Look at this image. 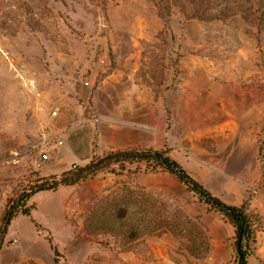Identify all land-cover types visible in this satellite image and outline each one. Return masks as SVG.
Segmentation results:
<instances>
[{
	"label": "rangeland",
	"instance_id": "374dc122",
	"mask_svg": "<svg viewBox=\"0 0 264 264\" xmlns=\"http://www.w3.org/2000/svg\"><path fill=\"white\" fill-rule=\"evenodd\" d=\"M132 47L143 48L135 76L150 81L170 128L173 103L161 96L177 89L181 78L197 77L181 64L196 49L205 57L218 53L221 66L237 76L251 65L264 70V0H0V217L41 174H60L77 164L71 148L83 163L117 150L110 133L69 131L98 122L91 108L94 92L103 78L117 75V51ZM210 63L204 77L211 75ZM115 124L113 117L109 125ZM213 139L197 146L215 147ZM58 140L63 144L54 146ZM42 144L51 147V156L36 169ZM90 144L92 156L85 152ZM167 144L160 149L169 148L171 156L175 150L177 159L172 157L195 178L217 185L212 156L204 157L188 141ZM249 193L247 211L257 218V232L248 264H260L258 233L264 224L249 206L256 191ZM55 195L69 198L66 224L47 229L37 223L54 264H238L234 228L228 224L233 235L226 234L223 217L200 202L207 207L203 214L198 199L169 171L129 165ZM27 253L21 249L18 257ZM23 264L40 263L26 255Z\"/></svg>",
	"mask_w": 264,
	"mask_h": 264
},
{
	"label": "crops",
	"instance_id": "0c3cea01",
	"mask_svg": "<svg viewBox=\"0 0 264 264\" xmlns=\"http://www.w3.org/2000/svg\"><path fill=\"white\" fill-rule=\"evenodd\" d=\"M216 54L205 57L196 49L195 53L182 58L181 64L186 72L192 75L194 71L197 77L181 78L176 84L177 89H170L161 96L162 100L169 99L173 103L172 121L168 128L166 109L158 106L159 98L156 99L153 89L149 88L150 81L135 76L143 61V48L117 51V75L103 78L92 97L91 108L99 118L98 122L82 123L83 126L77 128L72 126L69 133H110L115 139L112 144L115 149L144 147V143L160 149L169 145L167 142H191L192 147L200 149L198 152L204 157L212 156V174L216 175L218 183L205 185L233 205L243 204L249 198L250 190L254 189L256 194L249 200L250 210L264 224V148L261 152L259 143V135L264 130V70L262 66L251 65V69L240 70L241 75L237 76L230 67L221 66ZM209 59L211 75L204 77L205 62ZM84 111L81 109L80 115L85 116ZM113 117L116 120L114 126L109 125ZM156 137L158 143L155 142ZM210 137L215 139V147L197 146L201 140ZM91 151L90 144L85 152L92 156ZM174 152L172 149L171 154L175 157ZM78 153L71 148L68 154L78 158L77 164H85L80 162L83 160ZM47 175L50 174H41L39 178ZM79 185L61 186L57 191L34 194L27 203L33 206L31 215H17L9 227L6 243L0 251V264H23L26 255L37 258L40 264H54L51 244L38 231L37 223L45 228H60V223L66 222L62 215L69 206V198L57 199L55 194H67ZM42 195L43 198L38 199ZM199 204L201 212L206 214L207 207ZM226 224V234L233 235V228ZM13 239H17L14 244ZM258 244V259L263 264L264 230L258 233ZM21 249L28 253L18 257Z\"/></svg>",
	"mask_w": 264,
	"mask_h": 264
},
{
	"label": "trees",
	"instance_id": "16d2710c",
	"mask_svg": "<svg viewBox=\"0 0 264 264\" xmlns=\"http://www.w3.org/2000/svg\"><path fill=\"white\" fill-rule=\"evenodd\" d=\"M263 148L264 143H261V152ZM129 165H137L138 168L144 165L147 170L160 169L175 175L186 187V190L192 193L199 202L207 205L211 211L222 215L224 220L234 228L238 264H248V258L255 250V247L251 246L250 240L256 242L255 221L257 218L254 213L251 214L247 211V202L245 201L241 205L227 203L173 158L169 148L155 149L152 147L110 150L101 156L93 155L85 164H75L60 174L38 178L35 183L5 207L0 217V251L6 243V236L13 219L19 214L31 215L33 206H28L27 203L34 194L40 191H57L61 186L80 184L106 170L113 173L124 172ZM37 226L39 225L37 224Z\"/></svg>",
	"mask_w": 264,
	"mask_h": 264
},
{
	"label": "built area",
	"instance_id": "2783aa9c",
	"mask_svg": "<svg viewBox=\"0 0 264 264\" xmlns=\"http://www.w3.org/2000/svg\"><path fill=\"white\" fill-rule=\"evenodd\" d=\"M84 84L90 85V82L86 80ZM53 114H57V111L54 110ZM58 144H63V141L62 140L56 141L54 146H57ZM50 156H51V147H46L42 144L41 147L38 149V155L34 159L33 162L34 168L41 169L45 165V163L50 159Z\"/></svg>",
	"mask_w": 264,
	"mask_h": 264
}]
</instances>
